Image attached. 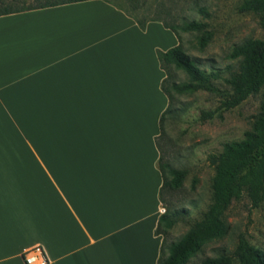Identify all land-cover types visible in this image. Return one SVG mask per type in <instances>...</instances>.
<instances>
[{"label": "crops", "instance_id": "crops-1", "mask_svg": "<svg viewBox=\"0 0 264 264\" xmlns=\"http://www.w3.org/2000/svg\"><path fill=\"white\" fill-rule=\"evenodd\" d=\"M177 45L103 0L0 16V264L34 245L50 264H157L156 51Z\"/></svg>", "mask_w": 264, "mask_h": 264}, {"label": "rangeland", "instance_id": "rangeland-1", "mask_svg": "<svg viewBox=\"0 0 264 264\" xmlns=\"http://www.w3.org/2000/svg\"><path fill=\"white\" fill-rule=\"evenodd\" d=\"M45 1L51 0H0V10L21 9ZM109 1L139 19L165 21L178 32L182 48L190 60L206 74L214 73L220 77L212 81L219 94L205 91L173 93L172 109L163 119V132L158 141L162 148L161 164L167 168V180H171L168 168L186 171L179 188H165L162 194V213L170 209L169 217L175 220V224L165 230L168 246L200 220L212 202L214 171L207 161L208 155L221 152L226 142L243 140L244 133L251 129L259 112L263 89L234 109L223 112L221 117L199 121L201 110H213L222 95L229 92L224 79L240 68V58H229L232 48L250 39L264 41V29L259 24L258 15L239 11L243 0ZM189 22L205 23L206 28L203 31H183L182 27ZM204 32L210 33L211 39L204 48H200L199 39ZM172 71L176 83L189 81L181 70L173 68ZM223 220L225 235L206 242L187 264H201L204 259L220 254L231 255L239 235H243L252 247L264 254V204L253 208L246 194H243L240 199L231 202ZM161 229L164 227L161 226ZM233 264L239 263L234 259Z\"/></svg>", "mask_w": 264, "mask_h": 264}, {"label": "trees", "instance_id": "trees-1", "mask_svg": "<svg viewBox=\"0 0 264 264\" xmlns=\"http://www.w3.org/2000/svg\"><path fill=\"white\" fill-rule=\"evenodd\" d=\"M79 1L85 0H51L21 9H2L0 16ZM103 1L112 4L126 16L132 18L140 30L144 31L146 24L150 21H159L165 28L170 29L178 39L177 46L164 52L156 51L160 67L166 75L161 83V90L169 101L167 109L161 115L160 134L155 140L159 152L157 166L163 179L160 189V201L162 203L163 190L165 188H179L186 176L185 170L168 168V173L171 175L169 181L166 177L167 168L161 164L162 148L158 140L163 132V119L172 109L173 93L205 91L210 94H219V89L213 85L212 81H216L220 77L214 73L206 74L190 60L182 48L181 37L178 32L165 21L139 19L130 11L122 9L109 0ZM239 11L258 15L259 24L264 29V0H243ZM205 28V23L189 22L182 27V30L194 32L203 31ZM210 39L211 34L204 32V35L199 39L200 48H204ZM229 58L241 59L238 72L224 79L229 92L222 95L218 106L213 110H201L199 121L205 122L215 117H221L223 112L234 109L263 89L259 112L251 129L244 133L243 140L226 142L223 144L221 152L208 155L207 161L214 171L211 184L212 202L203 213L202 218L193 223L179 240L168 246H166L165 230L170 229L175 224V220L169 217L170 209H166L159 218L155 234L161 235L163 242L157 264H187L190 257L199 252L206 242L223 237L226 233L223 215L231 202L240 199L243 194H246L253 208H258L264 204V41L247 40L233 47ZM173 68L181 70L189 81L182 84L176 83L173 80ZM161 226L164 229H161ZM234 259L239 264H264V254L252 247L243 235H239L237 246L231 255L220 254L215 258H206L201 264H233Z\"/></svg>", "mask_w": 264, "mask_h": 264}, {"label": "built area", "instance_id": "built-area-1", "mask_svg": "<svg viewBox=\"0 0 264 264\" xmlns=\"http://www.w3.org/2000/svg\"><path fill=\"white\" fill-rule=\"evenodd\" d=\"M24 264H50L47 255L41 245H34L22 254Z\"/></svg>", "mask_w": 264, "mask_h": 264}, {"label": "bare ground", "instance_id": "bare-ground-1", "mask_svg": "<svg viewBox=\"0 0 264 264\" xmlns=\"http://www.w3.org/2000/svg\"><path fill=\"white\" fill-rule=\"evenodd\" d=\"M160 211H161V212H163L164 210H163V209H161Z\"/></svg>", "mask_w": 264, "mask_h": 264}]
</instances>
